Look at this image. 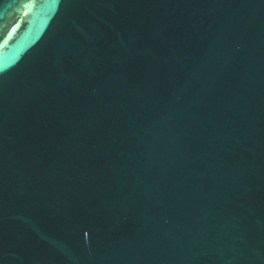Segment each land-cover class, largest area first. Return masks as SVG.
I'll return each instance as SVG.
<instances>
[{
	"label": "water",
	"instance_id": "95a60500",
	"mask_svg": "<svg viewBox=\"0 0 264 264\" xmlns=\"http://www.w3.org/2000/svg\"><path fill=\"white\" fill-rule=\"evenodd\" d=\"M0 264H264V0H0Z\"/></svg>",
	"mask_w": 264,
	"mask_h": 264
}]
</instances>
